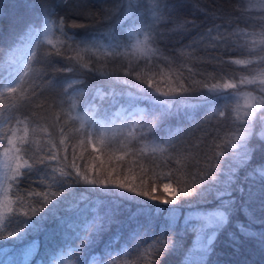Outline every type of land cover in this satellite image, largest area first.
I'll return each instance as SVG.
<instances>
[{
  "label": "trees",
  "instance_id": "obj_1",
  "mask_svg": "<svg viewBox=\"0 0 264 264\" xmlns=\"http://www.w3.org/2000/svg\"><path fill=\"white\" fill-rule=\"evenodd\" d=\"M53 1L0 0V59L14 42L8 40L11 11L18 13L36 3L39 8L32 10L35 24L26 23L40 32L31 48L37 55L27 61L26 80L16 84L21 85L18 92L0 90V168L13 164L14 154L4 149L5 133L12 135L9 129L16 133L14 144L21 141L20 154L29 164L34 159L44 161L23 169L14 181L1 186L0 196L8 189L11 199L6 196L8 211L0 217V238L6 242L0 246V264L23 262V249L33 240L38 242V255L29 264H54L60 252H68L74 264H90L93 259L105 264H188L194 239L188 217L218 208L220 201L215 196L226 184L213 179V169L231 181L230 196L243 183L238 182V175L248 172V166L236 172L234 160L240 166L246 162H239L232 141L244 126L243 121L249 119L243 115L240 100L250 88L241 85L240 79L264 69V45H260L264 11L254 8L246 12L244 0H136L129 11L118 0L112 4L104 0L97 5L89 1L80 8L72 0H57L52 7ZM45 4L49 12L42 9ZM82 8L86 15L78 11ZM114 9L116 15L112 14ZM152 9H157L156 17ZM94 14L103 26L91 31L86 29L89 23L85 17ZM73 24L83 27H69ZM241 32L248 35L240 36ZM146 35L152 52L142 55L135 46ZM110 44L121 56L105 57L103 52ZM245 44L247 47H243ZM181 45L184 47L179 49ZM177 49L185 52L182 60L173 59ZM68 57L72 58L76 75L54 72L53 68L68 66ZM236 59L251 64L236 65L232 63ZM129 68H137L142 78H152L153 87L161 91L168 92L163 87H179V93L181 85L191 91L168 97L171 108L155 127L148 128L158 105L150 100L129 102L116 98V94L142 96L144 91H152L147 82L141 84L135 78L136 73L125 76ZM77 79L79 84L72 83ZM225 82L237 83L240 91L224 88ZM213 86L217 90L209 91ZM86 91L98 94L91 102L94 107H90L95 114L89 116L88 112L79 119L69 110V103L78 102L80 110L79 105L86 103ZM154 95L157 100L166 99ZM120 105L126 109L141 106L146 113L133 135L124 137L126 142L116 140L127 150L118 159L111 143L91 149L88 129L90 121H107ZM249 141L257 146L264 142L252 137ZM257 158L264 155L255 148L247 163L257 173L262 171L257 175L264 185L260 178L264 166L256 165ZM114 183L147 192L148 196L125 193L112 187ZM165 185L176 191L179 202L192 204L193 209L172 204L162 193ZM56 190L61 195L40 212L37 201L45 194L51 199ZM183 191L203 192V196L182 197ZM214 203L216 208L212 207ZM259 204V215L264 219V198ZM33 208L37 209L35 215ZM172 208L176 209L174 222L168 219L167 210ZM236 215L238 220L235 218L234 227L229 229L231 233L219 234V246L209 253L207 264H264V222L247 224L239 219L240 214ZM24 221L29 227L25 228ZM238 225L252 235L242 233ZM169 226L174 229L168 232L164 228ZM13 231L20 234L19 239L9 236Z\"/></svg>",
  "mask_w": 264,
  "mask_h": 264
},
{
  "label": "rangeland",
  "instance_id": "obj_2",
  "mask_svg": "<svg viewBox=\"0 0 264 264\" xmlns=\"http://www.w3.org/2000/svg\"><path fill=\"white\" fill-rule=\"evenodd\" d=\"M70 1V0H69ZM68 1V2H69ZM74 3V6L77 8H80L79 6L84 5L86 2L89 1H96L95 5H97L98 3L104 1V0H72ZM122 3L124 10H130L131 8V2L132 3H136V0H118ZM143 3H145L144 0H141ZM110 4L114 3H118L117 0L113 1V0H109ZM57 5V0H54L52 3V7ZM244 6H245V11L248 12L250 10H254V8L259 9L264 11V0H244ZM38 5L36 3H33L31 5H27V9L20 11V12H12V17L13 18L11 21V32L8 33V40L10 41H14L12 43V45L8 48V51L3 55V58L0 59V81L3 82L2 85H0V90L3 88V91H6L4 85H7L9 82L14 81L15 84L14 86L19 82L22 83L24 82V80H26L25 78V72L28 71V69L25 67V65H27V60H23V61H19L16 60L15 57L17 55H19V53L15 52V49L18 47L23 46L24 44H27L28 47L32 48V46L34 45V43L37 41V39L39 38V34L40 32L38 30H34V29H30L29 25L26 22L30 21V25L32 26L33 24H35V16H33V12L32 10L34 9H38ZM94 8V7H93ZM95 8H97V6H95ZM117 8V6L115 7ZM45 10V12H49V7L47 6V4H45V6L42 8ZM78 11L83 12V14L86 15V13L84 12L83 8L79 9ZM113 15H116V9H114V11H112ZM152 14L154 15V17H156L155 14H157V9L153 10L152 9ZM85 19L87 20V27L89 30L91 31H96V28H99L100 25L98 23V21L96 20V16L95 14L92 15L91 17H85ZM264 38H261V40ZM260 40V41H261ZM259 43V42H257ZM264 45V43L260 42V45ZM108 46V45H107ZM106 46V50L103 52V54H105L106 58L107 56L109 57H113V59L118 58L119 55L118 52L116 51V49H114L111 44L109 45V47ZM130 46V45H128ZM128 46H126V48H128ZM184 45H181V48H183ZM188 46H185V48ZM171 48V47H168ZM179 49H177L178 55L173 57L174 60H182L183 57H185V52L184 51H180ZM190 50V49H189ZM30 52H25L24 56L29 55ZM131 55V53H128L127 56ZM171 71V70H170ZM2 79V80H1ZM76 81H78L77 83L79 84V79H77ZM113 82V80H111ZM82 82V81H81ZM118 85H122V82L120 80L117 81ZM19 85V84H18ZM16 85V89L21 86V85ZM165 86V85H164ZM249 88H253L256 87V85H248ZM177 88L179 89V87H174V88H169V87H163V89H165V91L168 92H172L173 90L176 92ZM19 89V88H18ZM18 91L15 92H9L10 94H15ZM85 98H86V103L84 105H79L80 106V110L78 109V102H71L69 103L71 105V107L69 108V110L72 112V114L74 116H77V118L81 119V116H84V114L89 112V116H93L95 113L92 109H90V107H94V104L91 103L92 101L96 100L98 98V94L97 93H93L91 91H86L85 92ZM151 93V92H150ZM181 93V90L180 92ZM117 95V99H123L124 101H129L130 102V98L123 95V94H116ZM171 97H174V95H171ZM239 102V101H238ZM240 102L242 103V105L244 104V96L241 97ZM68 104V103H67ZM68 104V105H69ZM96 109V107H95ZM260 110H257V114H259ZM145 113V110L143 108H135L133 111L129 112V113H125V110H123L122 108L118 109L117 111H115L107 121H100L97 122L96 120L93 121V123L90 121V129H88L89 131V138H88V142L90 144L91 149L93 150H97L103 146H109V144H113L114 149H113V154L116 156V158L120 159L123 158L124 155L126 154L127 150L125 147L119 145L120 142L116 141H123L126 142L127 139H125L124 137H129L131 135H133L135 127L137 122L141 119V117L143 116V114ZM250 117L249 119L252 120L253 122H256L255 116ZM261 131H264V128H262L259 124H257L256 127V136L255 139L259 140L260 139V133ZM120 137V138H119ZM122 137V138H121ZM250 142V141H249ZM264 143V142H263ZM250 147L252 149L261 151L259 147H257V144L254 142H250ZM9 148L8 142L4 145V149ZM254 151V150H253ZM250 152V156L252 155V152ZM262 154L264 155V151H262ZM236 155V154H235ZM250 156L249 158L245 161L246 163L243 164V166H240L237 160H234V166L238 168V170L236 172L239 171H243V169L245 167L248 166V172L245 171L244 173L246 174H242L241 176L238 175V177L240 178L238 180V182L240 183L241 181H243V183H245V187L243 183L241 184V188L243 189V192H241L240 190L234 192L233 196H228L226 195L225 199L223 200H233L234 204L231 206L232 210L229 213V219L227 224L221 228L219 231L216 232L212 243L209 245V252L207 254H205L202 251V246L207 243V238L209 236L212 235V231L213 229L206 227V221L204 220L203 216L201 215V213H195L196 217H188L189 219V226H190V232L193 233L194 239H193V243L190 247L189 253H188V257L186 259V261L188 262V264H207V259H208V255L209 253L212 254L213 251H217V248L219 246V243L217 245L218 239H219V234L222 232V234H229L231 233L229 231V229L231 227H234L233 223L237 218L236 214H240V220H246V222L244 223H257V224H262L264 222V219L260 218V210H261V206L259 203L260 201L264 198V185H262L261 182H259L258 178L259 176L257 174L262 173V171L259 173H257V170L253 167L252 169L249 168V164L247 163L250 160ZM261 156V154H260ZM259 156V157H260ZM246 164V165H245ZM256 165H261L264 166V158H257L256 159ZM14 165L11 164V166L9 164H4L1 168H0V189L2 185H5L7 183H10L11 181H14L16 178H11V167H13ZM262 170V168H260ZM214 175L216 176V180L218 181H223L226 183H230L231 181L228 179V177L220 172L219 170H216L214 172ZM263 182H264V174H261L260 177ZM210 179H208L206 181V185H209ZM259 182V183H258ZM9 185V184H8ZM250 188V189H249ZM3 190V189H2ZM210 189H208L209 191ZM175 190L170 186L167 185V187L164 186V188L162 189V193L163 195L170 200V202L173 199H176L177 195L175 194ZM1 198H0V217L4 216V214L8 211V207H9V200H7V198L9 199L10 196L8 194V189H5V191L1 192ZM235 195H240L238 196L236 199L234 198ZM7 196V198H6ZM216 199L217 196H215ZM11 199V198H10ZM214 200V199H213ZM220 201V204L218 206V208L221 206V200L218 199ZM7 203V204H6ZM178 204H180V206H184L185 208L188 209H193L192 204L189 205L187 203H181L179 202ZM216 204L214 203L212 205V207H215ZM216 208V209H218ZM216 209H212L209 211H213ZM207 211V212H209ZM190 214L193 213V210L189 211ZM206 212V213H207ZM205 213V214H206ZM236 218V219H235ZM186 224V223H185ZM166 231H172L174 229V227L169 226V227H165L164 228ZM227 229V230H225ZM242 232V231H241ZM242 233H248L250 235H252V232H242ZM223 234V235H224ZM25 234H23L22 236H24ZM22 238V237H21ZM14 239L12 238L11 241H13ZM32 243V242H31ZM31 243H28L25 246V249L27 247H29L31 245ZM0 246L3 247L6 245L5 239L4 238H0ZM217 245V247H216ZM216 248V250H215ZM23 249V251L25 250ZM64 252H60L57 254L56 256V263L54 264H74V262L72 261L71 257L70 260L68 259L67 255H69L68 252H66V254H62ZM38 255V246L36 248V254L33 255L31 257L30 260L27 261V264L31 263V261L33 259H35V257ZM24 256V253H23ZM210 257V256H209ZM243 263V260H242ZM20 264H26L25 262V256L23 258V262H21ZM90 264H105L103 263L102 260L98 261L97 260H92V262Z\"/></svg>",
  "mask_w": 264,
  "mask_h": 264
},
{
  "label": "snow or ice",
  "instance_id": "obj_3",
  "mask_svg": "<svg viewBox=\"0 0 264 264\" xmlns=\"http://www.w3.org/2000/svg\"><path fill=\"white\" fill-rule=\"evenodd\" d=\"M67 2V0H65ZM61 26L64 27V22H61ZM69 27H83V25H70ZM235 35V34H234ZM248 34L241 32L240 36H246ZM240 36H237V39L240 38ZM221 39H225L224 37H221ZM147 35L145 36L144 41H137V44L135 46L136 50L139 51L142 55L143 54H150L152 52V49H150L147 46ZM255 43V41H253ZM261 43H264V39L260 41ZM243 47H247V44L243 45ZM264 51V49H262ZM16 53H19L15 57L16 60L23 61L27 60L29 62L32 61L33 56H36L37 53L32 51L30 47H28L27 44H24L21 47H18L15 49ZM25 52H31V55L24 56ZM243 54V53H241ZM69 60V64L66 67L63 68H53L54 72H67L73 75H76V67L71 64V57L67 58ZM262 61H264V57L261 58ZM232 63L236 65H250L251 61L249 60H241L236 59L232 61ZM27 67V65H25ZM133 73H136V79L140 81L141 84L147 82L148 88L151 89V93L148 91H144L141 89V91H144V94L142 96H133L131 93H129L130 100H150L154 105H158V109L152 114V122L147 125L148 128H153L156 126V121L161 120L168 112V109L171 108V102L168 97L171 95H179L180 93L175 92L174 90L172 92H164L161 91L159 87H153V80L152 78H142L140 73L138 72L137 68H129L124 72V75L127 77H131ZM250 77V78H249ZM249 77L242 76L240 79V84H247V85H256V87L250 88L248 91L244 93V104H243V115L245 118H250L256 115L257 110L259 111V115L257 116L256 122H253L250 119H245L243 121L244 126L242 128H239L238 135L236 136L235 140L232 141V148L236 150V155L238 157V160L241 164H243L250 156V152L253 151L250 147L249 137L255 138L256 136V127L257 124H259L262 128H264V69H262L257 75H251L249 73ZM78 81H73L72 83H77ZM15 82H9L7 85H4L6 91L9 92H15L16 87L14 86ZM71 86V85H69ZM224 88L228 89H236V91H240V88L237 83L235 82H225L223 85ZM217 90L215 86L213 88L209 89V91H215ZM66 91V90H65ZM181 91L182 92H189L191 89L184 87L181 85ZM163 96L166 99L164 100H157L155 99V95ZM221 115H224V113H221ZM239 119V117H237ZM9 131L12 133V135H8L5 133V138L7 139L9 148L5 149L6 153H13L12 161H13V167H11V178H16L22 174V170L27 168L31 169L36 163H43V159H34L32 164H29L28 159H25L24 155H21L20 153L23 151V149L19 146L20 140H17V143L14 144L13 142V136L16 135L15 131L12 129H9ZM260 140L264 141V131H261L260 133ZM63 143V142H62ZM257 147L260 148L261 151H264V143H261ZM26 155V154H25ZM52 159H55V154L51 157ZM212 167V165H209ZM218 169H213L215 172ZM24 175H27V172H23ZM213 179H216V176L213 175ZM89 184L94 183L92 180L87 181ZM101 184L104 187H109V184L105 183L104 181H101ZM112 187L121 189L123 192L128 194H134L135 196H148L147 192L142 191H135L133 188L128 187L125 188V185L123 183H114ZM167 187V185H165ZM241 192H243V189H240ZM231 190L229 183H226L224 186L223 191H217L216 195L218 199H221V206L213 211H209L206 214H204L203 218L206 221V227L213 229L212 235L207 238V243H205L202 246V251L207 254L209 252V245L212 243V240L216 234L217 231H219L221 228H223L229 219V213L232 210L231 206L234 204L233 200H223L222 198L226 195L230 196ZM39 195V194H36ZM61 193L59 190H56L51 193V199H49L48 195L45 194L43 200H38L37 203L41 204V207L39 208L40 212H43L45 208L48 207L49 204H53V201L56 197L60 196ZM203 196V192H197V191H183L182 197H188V196ZM151 199L152 197H148ZM164 203H168V201H164ZM172 204H178L179 199H173L171 201ZM157 212H160L161 209L157 208ZM169 212V220H172L173 222L176 219V209H168ZM37 212V209H32V214L35 215ZM25 224V228L29 227L26 221L23 222ZM238 227L241 229L242 232H246L247 230L244 228L243 225H238ZM23 231V230H21ZM9 236H16L18 239L20 237V234L13 231L9 233ZM38 246V242L33 240L31 245L27 247L24 250V256H25V262L27 264V261L31 259L33 255L36 254V248Z\"/></svg>",
  "mask_w": 264,
  "mask_h": 264
}]
</instances>
